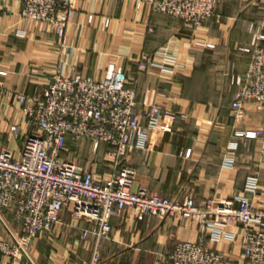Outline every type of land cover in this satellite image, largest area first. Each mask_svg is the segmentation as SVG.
<instances>
[{"label": "crops", "instance_id": "crops-1", "mask_svg": "<svg viewBox=\"0 0 264 264\" xmlns=\"http://www.w3.org/2000/svg\"><path fill=\"white\" fill-rule=\"evenodd\" d=\"M77 11L68 26L75 50L71 61L80 71L100 76L109 63L134 78L139 107L159 100L177 114L174 130H156L147 148L134 149L128 163L137 168L138 182L151 192L170 197L192 195L197 200L231 199L243 194L249 177H258V191L248 194L264 204V140L235 136V130L264 127V108L249 101L237 119L231 102L237 76L249 66L240 53L255 35L264 44V0H219L214 16L193 28L180 18L151 9L147 0H75ZM140 2V5L138 4ZM21 0H1L0 7V149H18L21 140L10 126L25 118L22 105L9 92L41 91L66 55H59L55 28L45 21L22 18ZM93 14V20L89 15ZM110 19L108 26L106 19ZM210 43V45H206ZM167 46L175 61L139 69L142 52ZM237 142L235 162L224 164L227 149ZM53 236L35 239L30 257L20 264H85L95 250L82 240L79 221L69 213ZM113 232L99 246V264H169L168 254L181 240L202 238L222 251L230 264L243 262L241 227L230 225L237 238L211 241L190 219L140 215L128 211L113 216ZM86 225L85 222H80ZM0 233L5 234L0 221ZM7 258L0 257V264Z\"/></svg>", "mask_w": 264, "mask_h": 264}, {"label": "built area", "instance_id": "built-area-1", "mask_svg": "<svg viewBox=\"0 0 264 264\" xmlns=\"http://www.w3.org/2000/svg\"><path fill=\"white\" fill-rule=\"evenodd\" d=\"M147 1L153 11L180 18L193 28L211 19L219 2ZM76 11L75 0H21V17L52 24L56 51L69 58L59 61L41 91L9 92L22 105L25 118L10 126V134L21 140V146L0 149V221L6 234L0 233V257L7 258L6 264H20L24 255L30 257L35 239L45 233L53 236L69 213L79 221L81 239L95 242L91 260L85 264H99V246L112 236V217L128 211L135 217L190 219L211 241L234 240L238 235L228 227L239 226L244 261L237 264H264V204L257 206L248 195L259 189L256 175L249 177L243 194L224 200L170 197L138 182L137 168L128 163V154L147 148L154 131L172 132L177 114L159 100L145 101L140 108L133 76L115 63H109L100 76L78 69L71 61L75 50L68 34ZM93 17L90 14L89 20ZM109 23L107 18L105 25ZM261 38L255 35L248 45L238 47L240 53L250 55V62L236 78L238 89L231 106L237 119L244 117L249 101L264 108ZM172 61L175 58L167 46L154 53L142 52L138 58L140 70ZM234 134L264 140V127L238 129ZM237 147V142L229 145L225 165H233ZM83 151L87 156L79 157ZM168 260L169 264H230L203 237L179 241Z\"/></svg>", "mask_w": 264, "mask_h": 264}, {"label": "rangeland", "instance_id": "rangeland-1", "mask_svg": "<svg viewBox=\"0 0 264 264\" xmlns=\"http://www.w3.org/2000/svg\"><path fill=\"white\" fill-rule=\"evenodd\" d=\"M87 154L88 153L86 151H83V152H81V155H79V154L78 155H79V157H86ZM99 165H100L101 170H104V164L102 162H100Z\"/></svg>", "mask_w": 264, "mask_h": 264}, {"label": "trees", "instance_id": "trees-1", "mask_svg": "<svg viewBox=\"0 0 264 264\" xmlns=\"http://www.w3.org/2000/svg\"><path fill=\"white\" fill-rule=\"evenodd\" d=\"M102 149H104V147H103V148H101V152H100V154L102 153Z\"/></svg>", "mask_w": 264, "mask_h": 264}]
</instances>
